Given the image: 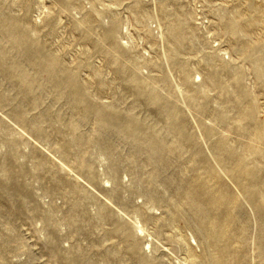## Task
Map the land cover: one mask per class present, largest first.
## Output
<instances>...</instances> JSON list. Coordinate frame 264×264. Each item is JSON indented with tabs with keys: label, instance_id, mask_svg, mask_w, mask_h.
Returning <instances> with one entry per match:
<instances>
[{
	"label": "rangeland",
	"instance_id": "374dc122",
	"mask_svg": "<svg viewBox=\"0 0 264 264\" xmlns=\"http://www.w3.org/2000/svg\"><path fill=\"white\" fill-rule=\"evenodd\" d=\"M0 264H264V0H0Z\"/></svg>",
	"mask_w": 264,
	"mask_h": 264
},
{
	"label": "bare ground",
	"instance_id": "6f19581e",
	"mask_svg": "<svg viewBox=\"0 0 264 264\" xmlns=\"http://www.w3.org/2000/svg\"><path fill=\"white\" fill-rule=\"evenodd\" d=\"M139 231H140L141 235L144 233L142 226L139 227Z\"/></svg>",
	"mask_w": 264,
	"mask_h": 264
}]
</instances>
